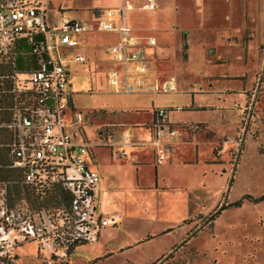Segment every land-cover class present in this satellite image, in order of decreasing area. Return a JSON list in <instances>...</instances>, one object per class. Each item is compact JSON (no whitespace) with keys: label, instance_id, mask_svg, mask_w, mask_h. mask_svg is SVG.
Segmentation results:
<instances>
[{"label":"rangeland","instance_id":"obj_1","mask_svg":"<svg viewBox=\"0 0 264 264\" xmlns=\"http://www.w3.org/2000/svg\"><path fill=\"white\" fill-rule=\"evenodd\" d=\"M122 1L51 0L47 19L60 23V7L69 9L70 15L85 18L89 8L101 10ZM155 2V9L148 10L144 8L148 0H132L128 21L138 36L152 35L157 39V45L147 49L151 58V73L144 76L147 84L156 77H174L177 93L141 88L125 92L111 84L107 72L115 61L104 43L116 38L108 32L90 33L87 40L79 37L86 62L69 65L70 84L75 106L84 115L81 126L89 138L98 143L100 137L124 132L110 141L115 145V154L121 152L116 145L124 142V134L137 137L134 132L139 127L135 122L144 121L149 126L156 106L172 108L173 121L199 120L182 122L179 127L185 133L199 132L180 151L194 162L181 163L177 170L170 166L172 160L158 166L163 169L169 165L162 176L166 181L159 177V183L175 187L168 191L180 189L183 202L175 217H161L156 223L126 219L122 228L120 224L111 226L99 244L80 246L69 258L53 264H151L156 258L152 264H264V202L244 201L241 207L217 212L223 204L246 193H264V0ZM185 30L189 31L188 49L183 47ZM134 77L130 79L132 84ZM192 92L208 110L177 109L183 103L191 104ZM79 127L72 121L65 126L69 133L76 129L82 135ZM139 133L144 135L142 130ZM6 138L7 133L0 131V141ZM110 147H95L94 166L101 174V193L118 177L102 173V165L110 159ZM124 169L127 170L122 172L136 184V170ZM5 173L0 170V177ZM151 181H156L154 168H145L141 182L147 185ZM180 218L183 227L157 235L170 224L177 226ZM149 230L154 237L144 241ZM129 244L135 246L116 251ZM109 252L113 253L106 257ZM19 254V264H48L37 256L34 242L25 243Z\"/></svg>","mask_w":264,"mask_h":264},{"label":"built area","instance_id":"obj_2","mask_svg":"<svg viewBox=\"0 0 264 264\" xmlns=\"http://www.w3.org/2000/svg\"><path fill=\"white\" fill-rule=\"evenodd\" d=\"M155 7V0L145 6ZM51 10V0H0V67L5 69L0 80L9 81V87H0V95H9L0 107L8 115L0 123L7 133L1 141L7 161L0 170L8 174L0 177V264H19V249L28 242L36 244L37 256L48 264L67 259L80 245L98 241L103 229L118 221L98 208L101 174L93 151L113 144L110 138L100 137L96 143L84 136V115L73 102L67 64L70 53L77 61L86 60L79 37L85 39L92 32L120 35L107 46L116 64L108 81L118 89L164 93L177 89L174 77L147 84L144 76L151 73L147 49L156 46L157 39L130 34L127 15L133 10L132 0L99 15L94 12L91 18L75 17L60 7V23L47 19ZM22 39L32 46L29 54L37 62L25 72L18 66ZM67 121L78 124L82 135L76 129L66 131ZM152 129L160 164L170 148L163 138L176 133L167 107H155ZM124 143H132L128 135Z\"/></svg>","mask_w":264,"mask_h":264},{"label":"crops","instance_id":"obj_3","mask_svg":"<svg viewBox=\"0 0 264 264\" xmlns=\"http://www.w3.org/2000/svg\"><path fill=\"white\" fill-rule=\"evenodd\" d=\"M110 7H113V6H109L107 8L101 9V10H105V9L110 8ZM146 9H148V8H146ZM95 10H96L95 8L87 9L86 10L87 14H86L85 18H91L94 15L93 13L95 12ZM148 10H152V9H148ZM127 21H128V18H127ZM128 24L131 28L130 34L135 36V37H138V38L141 37L135 33L134 29L131 26L130 21H128ZM108 33L113 34L115 36L116 40L114 42H108L107 44H112V43H116L117 41H119L120 35L118 33H116V32H108ZM88 35H86V37ZM150 36H152V35H150ZM24 42H26L25 39H22L19 44H21V46H23V47L27 46L28 44L24 43ZM82 43L83 42H81V44ZM104 45H105V43H104ZM153 48L154 47H148V49H153ZM68 57H70V60L68 58L67 70L69 72V77H70V66H71V64L72 63H84V62H86V60L83 62L77 61L75 59V55H73V53H70L68 55ZM18 66L21 69V71H24V72L35 68L37 66L36 56L30 55L28 57H21L19 59ZM115 67H116V64H114V66L108 70L110 71L112 68H115ZM109 71L107 72V79H108ZM156 78L159 79V77H156ZM151 82H154V80L152 79ZM146 91H152L155 93H164V92H157V91L150 90V89H148ZM177 91L178 90L176 89L174 91L165 92V93H177ZM194 93L195 92H192V100H191L190 105H188L187 103L186 104L183 103L182 104L183 107L178 106L177 109L180 108L181 110H189V111L208 110V109H206L205 104H200L196 101ZM73 102H74V97H73ZM74 106H75V102H74ZM167 108H170V107H167ZM170 109L171 110L169 111V121L172 124L171 126L175 129L176 133H175V136H170V135L165 136L163 138V140H164V142H168V144L170 145L167 160H172V163L170 164V166H172V169L177 170L181 163L185 164L188 162H191V163L194 162L193 158L184 157V154L182 155V153L180 151L187 145V143L194 140L197 137V134L199 133V132L196 134L185 133L183 131H180L181 128L179 129V127L182 125L181 124L182 122H186V121L199 122V120L194 121L191 119H183V120L173 121L170 119V114L173 112L172 111L173 109L172 108H170ZM151 114H152V116L150 118L149 126H145L144 121L143 122H137V123L135 122V124H137L136 127H139L138 128L139 131L142 130L144 132L143 136H142V134L139 133L138 130H136V132H134L135 135L137 134V137H135L132 134L126 133V134H124V136L128 135L129 140L131 142H133V144L123 142L121 144L118 143L116 145L119 147L121 152L124 153V155H122L123 157H121L119 153L115 154L116 148H115L114 144L110 145L111 146L110 147L111 150L109 152L110 159H109L108 163H104L102 165V167H103L102 173H107L109 175L110 174H116V176H118V177L116 180L110 181V183H108V185L104 184L105 187L102 190V193H101V190L99 189V184H98V202L97 203H98L99 210H101L106 215H115L116 217H118V221L116 224L109 225L105 229H103V231L100 234L98 241L93 242V243L99 244V242H101V237L103 235L106 236L107 234H109V232H110L109 228L111 226H116V225L120 224V227L122 228V225H124L123 222L126 219H130V221H135L137 223H139V222L140 223H143V222L156 223V222H159V219L161 217L165 218L166 216H171V215H172V217L173 216L175 217L179 203L181 204L183 202V199L180 200V198H179V196L182 197V195L179 193L180 189L168 191V189H173L175 187L170 185L169 186L170 188H168V186H161L162 184L159 183V177L162 178L163 174L166 173L168 171V168H170V167H168L169 165L163 169H160L158 167L159 165H161L163 163L159 164L156 161L157 149H156V146H154L152 143L153 139H154V133H153V129H152L153 111ZM82 127H81V130H82V132L85 133L84 136L89 138V136L87 135V133L85 132V130ZM119 133H124V132L123 131L117 132L112 137H109V138L111 140H115L118 138L117 135ZM201 135H203V134H201ZM124 136H123V138H124ZM132 136H133V138H132ZM210 140H214V139H210ZM213 142L215 143V141H213ZM174 143H175V146L173 148ZM196 147H197V149H196V156H197L196 161H199L200 156L198 153V145H196ZM175 148H176V151H173V149H175ZM96 149L94 147L93 151H94V156H95V163L97 164ZM113 154H114V156H113ZM128 162H129V164L122 165V164H125ZM124 167L131 169V170H134V169L136 170V177H137L136 184L132 181L133 179L129 178V175L126 172H122V171L127 170V169H124ZM152 167L154 168L155 175H156L155 183H153L151 181L147 185L142 184L141 180H142V175L144 174L145 168H152ZM166 179L167 178H162L163 181H166ZM182 220L183 219L180 218V222L177 224V226L170 224V226L165 227L163 230H161V232H159L160 234H157V235L170 233V232H173L174 230L178 229L179 227H183V226H180V224L182 223L181 222ZM183 230H184V228H183ZM146 236H147L146 238L143 237L144 241L154 237L151 233V230L148 231V234ZM130 241H133V240H130ZM140 242H142V241H140ZM134 246H135V244L134 245L129 244L128 246L122 247L120 249L116 248V251L122 252V251H124L128 248L134 247ZM165 252H163L161 255H163ZM112 253L113 252H109L108 254H105V256L107 257V256L111 255ZM161 255H159V257ZM154 261H152L151 264Z\"/></svg>","mask_w":264,"mask_h":264},{"label":"trees","instance_id":"obj_4","mask_svg":"<svg viewBox=\"0 0 264 264\" xmlns=\"http://www.w3.org/2000/svg\"><path fill=\"white\" fill-rule=\"evenodd\" d=\"M117 7V6H115ZM110 8H114V7H110ZM109 9V8H108ZM108 9H105V10H95V13L96 15H99V14H102L104 12H106ZM153 10V9H152ZM131 12V11H130ZM129 15V13H128ZM128 15H127V18H128ZM128 22V21H127ZM93 33V32H92ZM90 35V33H89ZM86 39V38H85ZM87 40V39H86ZM26 41V39H25ZM24 43H27L24 42ZM28 45L27 46H22V50L19 51V56H18V64H19V59L21 57H28L30 56L31 54H29V52L31 51V48L32 46L27 43ZM109 44H105V46L107 47ZM84 48V45L82 43V45L79 47V50H82ZM26 54V55H24ZM153 55V54H152ZM35 56V55H34ZM149 59L151 61V58L149 56ZM4 67H0V73H3L4 72ZM0 87L1 88H7L9 87V81H3L1 82L0 80ZM9 100V95H0V107H3L5 104H7ZM155 109V108H154ZM168 111H170L171 109L170 108H167ZM8 119V115H6V112H4L3 110H0V123H2L3 121L7 120ZM172 125V124H171ZM0 131H4V129L2 127H0ZM2 142L0 141V164H5L6 161H7V158H6V151H5V148L3 146H1ZM8 174L5 173L4 176H6ZM2 177V176H1ZM244 201H250V202H253V203H261V202H264V193L259 195V196H254L252 194H249V193H246L244 194L241 198L235 200V201H232L228 204H223L218 210L217 212L220 213L222 210L226 209V208H232V207H241L244 203ZM87 245V244H85ZM80 246H83V245H80ZM79 246V247H80Z\"/></svg>","mask_w":264,"mask_h":264},{"label":"water","instance_id":"obj_5","mask_svg":"<svg viewBox=\"0 0 264 264\" xmlns=\"http://www.w3.org/2000/svg\"><path fill=\"white\" fill-rule=\"evenodd\" d=\"M188 33H189V31L188 30H185L184 31V33H183V37H184V44H183V47L185 48V49H188L189 48V42H188V40H187V38H188ZM185 57L187 58L188 57V54H185Z\"/></svg>","mask_w":264,"mask_h":264}]
</instances>
